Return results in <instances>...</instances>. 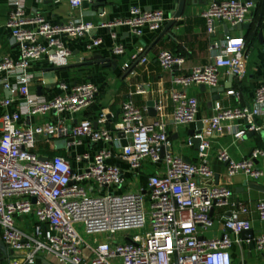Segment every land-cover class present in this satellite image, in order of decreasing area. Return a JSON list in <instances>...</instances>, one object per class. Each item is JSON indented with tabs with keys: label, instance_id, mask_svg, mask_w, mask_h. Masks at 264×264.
<instances>
[{
	"label": "built area",
	"instance_id": "obj_1",
	"mask_svg": "<svg viewBox=\"0 0 264 264\" xmlns=\"http://www.w3.org/2000/svg\"><path fill=\"white\" fill-rule=\"evenodd\" d=\"M73 9L82 7L84 0H68ZM93 4L95 0H87ZM255 7V0H213L203 14L207 32L215 35L216 22L233 28L246 22ZM162 10L146 11L132 7L128 17L103 27H124L137 37L146 32L157 33L167 23ZM6 28L12 41L19 47V58L6 57L0 61V82L12 92L1 105L8 110L0 125V239L13 251L10 264H233L230 250L238 237L252 230L248 215L250 205L239 203L230 216L218 218L223 232L206 238L215 224L216 209L232 204L234 191L228 185L217 184L208 155L212 139L224 134L223 123L245 120L250 131H256L257 118L264 109V85L255 91L253 105L221 109L206 120L204 129L195 138L201 140V163L187 161L171 150L167 122L163 116L146 120V110L130 99L122 106L115 130L97 129L90 119L80 120L69 127L67 121L88 108L96 99L99 89L89 83L59 84L60 94L45 100L30 92L33 63L46 60L51 67L66 68L72 56L65 40H86L96 28L91 22L55 24L40 12L27 14L20 0L10 13ZM113 39H117L114 34ZM101 38L89 40L88 51L100 47ZM222 53L213 64L195 68L188 75L176 78L184 87L201 85L215 88L220 71L242 81L245 77L246 51L244 39L227 37ZM125 46L112 49L114 57L125 54ZM138 56L133 58L134 61ZM158 61L164 70L181 68L185 58L162 52ZM145 62V59L142 60ZM130 65H125L128 69ZM235 94V91L229 92ZM18 97L21 99L18 102ZM177 107L173 121L178 126L195 122L200 105L185 91L172 94ZM19 103L16 111L10 108ZM162 110L161 107H159ZM56 113L57 123L48 122L26 127L25 116H46ZM102 114L100 121H105ZM124 135L127 146H120ZM65 139L71 155L85 141L91 144H117L116 149L102 148L94 154L74 153L75 167L66 157L54 155L43 158L38 154L40 140ZM193 145L192 137L187 141ZM264 150L256 149L249 157L234 160L227 150L217 154L218 161L227 167L233 178L243 174L250 181L264 179V171L257 161ZM121 160L128 171L141 173L145 161L163 167L164 173L149 177V198L142 193H126L121 189L125 182L121 166L111 164ZM84 164V165H83ZM149 205V212H147ZM235 205V204H234ZM255 212L264 221V200L254 205ZM147 215L150 217L149 231ZM90 236L93 244L83 239L79 227ZM132 231L140 234L126 235ZM120 235V238L117 237ZM255 248L264 255V232L254 239Z\"/></svg>",
	"mask_w": 264,
	"mask_h": 264
},
{
	"label": "crops",
	"instance_id": "obj_2",
	"mask_svg": "<svg viewBox=\"0 0 264 264\" xmlns=\"http://www.w3.org/2000/svg\"><path fill=\"white\" fill-rule=\"evenodd\" d=\"M16 1L18 0H0V61L6 57L19 58V47L12 41L6 28V23ZM20 1L28 15L40 12L51 23L91 22L96 27L89 39L65 40L72 56L69 65L56 72L55 87L51 84V81H55L53 77L49 79L41 77L43 71L51 67L46 60L33 63L29 71L33 76L30 84L31 94L45 100H50L60 94V83L76 85L91 82L98 87L99 92L95 101L75 116L73 120L67 121V125L71 128L82 119H90L94 122L95 128L114 131L115 124L120 119L123 104L132 99L138 107L146 110L145 116L148 122L154 121L160 115L164 117L167 122L171 150L175 155L183 157L189 162L200 164L202 161L199 157V149L194 144L189 146L187 143L190 138L189 133L194 130L198 131L199 124L203 123L205 126L206 120H210L216 113V104H219L221 109L253 105L256 89L264 85V0H255V7L248 15L244 23L245 27L238 29L216 22L215 35L212 36L207 32V24L203 14L209 10L213 0H188L184 15L150 51V47L176 12L175 0H107V4L103 7L105 13L92 18L83 17L82 7L73 9L68 0ZM132 7L146 11H149V8L162 10L166 13L167 23L161 31L157 33L146 32L141 37L131 34L124 27L112 29L103 27V25L128 17ZM114 34L117 39L112 38ZM227 37L244 39L246 74L242 81H238L235 76L224 69L220 71L219 84L215 88L201 85L184 87L175 82L176 78L188 75L195 68L213 64L216 57L221 55ZM96 38H101L103 44L92 51H88L89 40ZM119 43L125 46L126 51L123 56L116 58L112 54V49ZM165 51L185 58L184 66L173 70H164L159 64L158 57ZM145 53H147L144 58L145 62L135 66L136 61L133 58L135 56L140 57ZM96 56H101L104 60L108 59L111 66L86 64L89 61H94ZM114 64L116 67L113 66ZM126 64L130 65L128 69L125 68ZM214 89H224L219 100L214 99L216 96L213 93ZM182 91H185L189 97L196 98L200 109L194 123L178 126L173 121V114L177 105L172 99V94ZM231 91H235V94H230ZM12 96V92L5 89L0 82V125L2 115L8 110L1 103L4 99ZM20 99L21 97H18V102ZM18 102L10 108L11 111L18 109ZM149 102L155 104L154 110L157 114L154 117L148 112L147 104ZM102 114L106 115V120L101 122ZM59 118L56 113L46 116H25L23 124L30 127L48 122L57 123ZM256 122L260 127L256 131H250L245 120L224 122V134L212 139L213 145L209 151L208 161L215 173V180L218 176L217 184L230 186L234 191V196L231 201L233 205L226 209L214 211L215 224L211 231L204 235L206 238H213L222 234L223 226L218 218L223 215L230 216L232 212L238 210L237 205L239 203L248 204L252 209L247 218L252 223L255 236L264 232V221L259 219L254 209L257 201L264 200V193L249 187L252 183L264 186V179L253 182L243 174L229 178L226 165L217 159V154L222 150H227L236 161L249 157L256 149L264 150V109L262 116L257 118ZM66 143L65 139L40 140L37 144V151L43 158L59 155L71 160L75 167H81V164L73 160L75 152L94 154L102 148L116 149L119 146L117 144L95 145L85 141L82 147L73 150L72 157H70L71 150L68 149ZM110 163L121 166L124 171L125 182L121 189L122 192L142 193L147 199L150 193L149 177L164 173L163 167L161 168L149 160L145 161L144 169L139 174L128 171L126 163L121 160L113 159ZM257 165L264 171V157L257 161ZM234 239L237 241L230 250L233 264H264V255L257 252L250 240H247L242 234L238 237L234 236ZM12 255L10 250L7 257L0 255V264H10Z\"/></svg>",
	"mask_w": 264,
	"mask_h": 264
},
{
	"label": "water",
	"instance_id": "obj_3",
	"mask_svg": "<svg viewBox=\"0 0 264 264\" xmlns=\"http://www.w3.org/2000/svg\"><path fill=\"white\" fill-rule=\"evenodd\" d=\"M176 1V4H177V9H176V12L174 13L172 19L166 24L165 28L163 29L162 33L159 35V37L155 40V42L152 44V46L150 47L149 51L154 47L156 46L159 41L175 26L176 22L178 19H180L184 13H185V9H186V6L188 5V0H175ZM107 4V0H95V2L93 4H89L87 2V0H84L83 4H82V9L84 11L83 13V17L85 18H92V17H96L97 15H103L105 13L103 7H105V5ZM149 11L152 10L151 8L148 9ZM245 27L244 24L242 25H239L238 29H241ZM262 38V37H261ZM147 53L145 54H142L139 59L135 62V66L138 65L139 63L142 62V60L145 58ZM110 61L107 59V60H104L101 56H96L94 58V61H89L88 63L86 64H106L107 67H110L111 66V63H109ZM113 66L116 67V64H114ZM64 68H61V67H50L48 69H45L43 71V73L41 74V77H44L46 79H49L50 77H53L54 80L56 78V72L62 70ZM3 84V82L1 83ZM51 84H53V87L56 86V80L55 81H51ZM224 92V89L222 90H219V89H214L213 90V93L216 95L215 96V100H219L220 98V94ZM148 112L151 116H156V111L154 110V102H149L148 104ZM204 124H199L198 126V131H191L189 133L190 137H192V142L193 144L196 146L197 149H199L200 147V144H201V140L198 139V138H195L194 136L195 135H199L202 130L204 129ZM119 137L122 138V145L123 146H127V142L123 139L124 138V135L123 134H119ZM218 176H216V183H218ZM250 189L252 190H256V191H259V192H262L264 193V186H261L259 184H256V183H252L249 185ZM214 211H212L213 213ZM242 236L245 237L247 240H250L252 245L255 246V242H254V239H255V233L253 230H250V231H245L242 233ZM12 254H13V251H10ZM0 255L1 256H4V257H7L8 254H9V250L7 248V246L4 244V242L0 239ZM44 264H51L47 261H44L43 262Z\"/></svg>",
	"mask_w": 264,
	"mask_h": 264
},
{
	"label": "rangeland",
	"instance_id": "obj_4",
	"mask_svg": "<svg viewBox=\"0 0 264 264\" xmlns=\"http://www.w3.org/2000/svg\"><path fill=\"white\" fill-rule=\"evenodd\" d=\"M146 208H147L146 209L147 212H149V205H147ZM149 226H150V217H149V215H147V228L144 229V230H142V233H144L146 231H149ZM79 231H80L81 236L83 237V239L85 241H87L88 243L93 244V241H92L91 237L85 234V231H84V227L83 226L79 227ZM140 233H141L140 231H132L130 233H127L126 235L134 236V235H137V234H140ZM117 237L120 238V235H117Z\"/></svg>",
	"mask_w": 264,
	"mask_h": 264
}]
</instances>
